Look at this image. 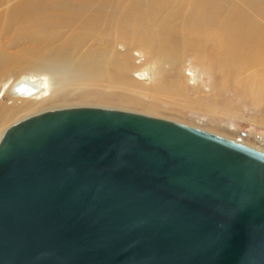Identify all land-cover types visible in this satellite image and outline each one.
Instances as JSON below:
<instances>
[{
    "label": "water",
    "instance_id": "95a60500",
    "mask_svg": "<svg viewBox=\"0 0 264 264\" xmlns=\"http://www.w3.org/2000/svg\"><path fill=\"white\" fill-rule=\"evenodd\" d=\"M0 264H264V152L71 107L0 138Z\"/></svg>",
    "mask_w": 264,
    "mask_h": 264
},
{
    "label": "bare ground",
    "instance_id": "6f19581e",
    "mask_svg": "<svg viewBox=\"0 0 264 264\" xmlns=\"http://www.w3.org/2000/svg\"><path fill=\"white\" fill-rule=\"evenodd\" d=\"M194 1L193 10H190L194 20L189 14L191 20L187 16L188 21L177 25L174 21L170 23V17L165 13L167 0H0V56L7 50L6 45L1 43L2 38L8 39L9 43L27 42L30 46L15 54L23 58L24 68L50 71L69 69L72 74L81 75L74 67L79 61L83 73L94 80H101L112 71L120 80L122 73L131 65L130 53L139 49L149 58L156 60L164 57L178 62L177 79L166 84L157 83L154 90L164 89L180 94H185L187 89L179 65L183 62L184 54L190 50L196 51V60L201 65L206 61L208 69L220 62L217 64H221L222 77L230 80L234 78H229L234 70H247L264 64V28H255L248 15L242 13L247 6L264 17V0H239L231 3L230 8L225 0ZM221 12L224 13L221 24H210L216 22L214 19ZM161 17L165 19L159 22ZM120 43L126 46L127 52L120 54L116 51ZM18 61L15 58L12 62ZM9 66H12L11 62ZM257 74L261 75V80L257 84L253 82L246 95L249 92L253 94L255 89L264 91V70ZM133 77L136 84L151 81L147 69L133 72ZM254 77L249 81H254ZM150 88L153 89V85ZM50 90L47 80L29 74L20 75L12 84L0 85V127L18 113L28 111L37 100L52 102L62 99L61 96H49ZM6 98L8 104L5 103ZM224 99L222 96L215 98L213 112L228 116L233 102L230 98ZM19 102L22 104L16 105ZM135 105L141 106L140 103ZM145 107L153 112L160 108L157 102Z\"/></svg>",
    "mask_w": 264,
    "mask_h": 264
},
{
    "label": "rangeland",
    "instance_id": "374dc122",
    "mask_svg": "<svg viewBox=\"0 0 264 264\" xmlns=\"http://www.w3.org/2000/svg\"><path fill=\"white\" fill-rule=\"evenodd\" d=\"M236 1L239 2V0H225V3H228L227 6L230 8V4L237 3ZM193 2L195 3L194 0H167L168 8L165 13L170 17L169 22L172 23L174 21L177 25L178 23L182 24L185 21H188L187 16L189 17V20H191L192 11L190 12V10H193ZM243 7L244 6H242V8ZM249 8L250 7L245 6L242 13L248 15L249 21L254 22L255 28L263 29L264 17H262L257 11L255 12V9L251 10ZM189 14H191V17ZM174 15L177 16L174 17ZM178 17L180 19H177ZM185 17L186 20H183ZM217 18L219 19L217 20ZM221 18L223 20L224 13L216 16L214 19L216 22L212 21L210 24H221ZM163 19L165 18L161 17L159 22ZM192 19L194 20L193 17ZM207 19L208 18L205 20ZM2 39L1 43L6 45L7 50L5 54L0 56V85L12 84V82H14L20 75L29 74L47 80L51 88L49 96H54L56 98L61 96L62 99L52 102H44V99L35 101L34 105L29 108L28 111L24 110L18 113L14 119L1 126L0 136L10 125L43 111L71 107H99L129 111L173 121L211 132L264 152V91L260 92L259 89H255V92H252L253 94H250L251 92L248 93L249 95L245 94L246 90L249 89L253 82L257 84L261 80V75L257 73H261L264 70V64L254 66L247 70H245L246 68L243 70L241 69V71L240 69H237L236 71L234 70L231 74L232 77H229L233 78L234 76V78L230 80L222 77L221 64H217L220 62H217V65L214 63L212 69H208L206 61L201 65L196 60V51L190 50L188 51L189 55L183 53V62L179 65V68L182 71L183 84L187 89L185 94H180L164 89L154 90L157 83L163 82L166 84L171 80L177 79L178 62L175 63V60L173 61L164 57H158L160 59L155 60L153 57L149 58V56L141 54L139 49H136L135 52L130 53L131 65L128 70L126 69L122 73V79L119 77V80L116 74H112V71L111 74L104 75L101 79L102 82H100L101 80H94V78L91 76L89 77L87 73H83L81 70V62L79 61L75 63L74 67L75 71L81 73V75H74L69 69L50 71L51 69L40 68L31 70L26 67L24 68V61H22L23 58L17 57L15 54H17L16 52L20 49H27L30 46L29 43H9L8 39ZM99 48H103V46H99ZM116 51L120 54L125 53L127 52L126 46L123 43H120L118 44ZM15 58L19 60L16 63L12 62ZM10 62L12 63L11 67L9 66ZM143 68L149 71L151 81L136 84L137 81L133 77V72L144 70ZM75 76H78L81 79L78 77L76 78ZM235 77H237V79H235ZM251 77H254V81H249ZM64 82H66V85ZM151 85H153V89L150 88ZM226 90L228 91L226 92ZM224 92H226V95ZM218 96L224 97V100L228 98L232 99L231 102L233 103L229 109H233L229 110L231 112L228 113V116L219 112H213V109H215L213 103ZM127 100L133 102L126 103ZM151 102L153 104H155V102L158 103V106L160 107L159 111L153 112L148 110L146 108L147 106L145 107L146 104H150ZM5 103H9L8 98H6ZM138 103H140L141 106L135 105ZM21 104L22 103L19 102L16 105L19 106Z\"/></svg>",
    "mask_w": 264,
    "mask_h": 264
}]
</instances>
